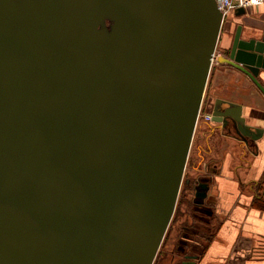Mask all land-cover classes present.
Returning <instances> with one entry per match:
<instances>
[{
  "label": "water",
  "instance_id": "95a60500",
  "mask_svg": "<svg viewBox=\"0 0 264 264\" xmlns=\"http://www.w3.org/2000/svg\"><path fill=\"white\" fill-rule=\"evenodd\" d=\"M222 24L215 0H0V264H153L212 61L264 95V32L216 53Z\"/></svg>",
  "mask_w": 264,
  "mask_h": 264
},
{
  "label": "flooded vegetation",
  "instance_id": "af4514ba",
  "mask_svg": "<svg viewBox=\"0 0 264 264\" xmlns=\"http://www.w3.org/2000/svg\"><path fill=\"white\" fill-rule=\"evenodd\" d=\"M232 17L233 19L229 22V31H227L230 35L229 40L232 39L236 30L234 11ZM225 22L226 20L223 21ZM221 29H223V24ZM227 44L228 39H225L223 44L221 42L223 54L227 51L225 49ZM222 66L236 73L235 67L228 64ZM218 72L222 73L221 70ZM206 88L207 86L185 166V169L189 167L191 175L186 176L184 169L182 186L178 193V198L181 194L182 199L190 206V210L187 209L188 212L181 210L185 218L180 217L182 223L175 230V233L179 232L176 233L177 243L174 241L166 244L167 247L164 244L166 248L160 251L162 259L164 258L167 264H200L204 247L214 232L211 228L216 224L217 228L220 223L217 215L219 206L217 177H225L223 171L226 170L231 173L233 179H236V165L240 162L236 155V140H241L240 134L236 132V119L222 115L218 111L226 104H221L218 108L216 106L219 99L236 102V79L231 73L228 82L215 83L208 90ZM212 111L217 112L218 120L212 119ZM204 113L208 114V118L205 119L202 116ZM247 155L246 153L245 156ZM256 186L259 188L256 189V195L264 194L263 179ZM214 218H216V223L213 221ZM188 219L190 221L187 222ZM165 235L162 241H165Z\"/></svg>",
  "mask_w": 264,
  "mask_h": 264
},
{
  "label": "crops",
  "instance_id": "0c3cea01",
  "mask_svg": "<svg viewBox=\"0 0 264 264\" xmlns=\"http://www.w3.org/2000/svg\"><path fill=\"white\" fill-rule=\"evenodd\" d=\"M228 15L229 22L233 17L232 13ZM234 20L236 25H242V37L260 38L264 32V2L246 7L245 12ZM218 78L217 83L228 82L223 75ZM259 80L264 85V71L260 72ZM236 102L242 105L243 115L249 118L250 124L264 128V95L238 70ZM255 143L256 153L245 156L243 141L237 139L236 155L240 162L236 165V179L226 170L223 171L225 177H217L220 223L204 247L200 264H264V252L256 251L264 250V207L254 201V197H264L263 193L256 195L255 190V185L262 182L264 172V131Z\"/></svg>",
  "mask_w": 264,
  "mask_h": 264
},
{
  "label": "rangeland",
  "instance_id": "374dc122",
  "mask_svg": "<svg viewBox=\"0 0 264 264\" xmlns=\"http://www.w3.org/2000/svg\"><path fill=\"white\" fill-rule=\"evenodd\" d=\"M228 16L227 15L226 17H224L223 21L226 20L225 23H223V29H221L222 31V34H221V31H220V34H219V37H218V42H217V46H216V52L217 53H222L221 48V42L222 44L225 42V39H228V42H229V32H227L228 30H224L225 28L227 29L228 26H230V21L229 22L227 21L228 19ZM225 32L227 33V35H225ZM222 63H217L216 61H212V65H211V68H210V72H209V76H208V79H207V83H206V86H207V90L212 86L214 85L215 83H217L216 80L220 79L218 78L219 76L221 77L222 75L225 77V78H229L231 76V73L233 74L234 78L236 79V73L235 72H232L231 69L229 68H224V66L221 65ZM223 65H226V64H223ZM222 71V73H218V71ZM227 72V73H226ZM225 73V74H224ZM235 73V74H234ZM225 93V92H224ZM203 116V115H202ZM185 175L188 176V175H191V172L189 171V167L187 166V168L185 169ZM229 176H231V173L229 174ZM182 186V185H181ZM256 189V188H255ZM182 191V189H181ZM259 194V193H258ZM182 195L180 194L179 196V201H177L176 203V206H175V210H174V217L172 215V218L170 220V223L168 225V228L166 230V235H165V241H162L161 245H160V248L158 250V253L154 259V262L153 264H167L168 262L165 261V260H161V254H160V251L161 250H164L167 245L166 244H170L172 242L175 241V243H177V236H176V233H179V232H176L175 233V230H177V226L179 227V224H181V219L180 217L182 216V218H185L184 215H183V212L186 211L188 212V210H190V206H188V204L186 203V201H184V199H182ZM178 199V198H177ZM188 209V210H187ZM181 210H183L182 214H181ZM187 214V213H186ZM180 219V220H179ZM215 219L214 218V222H215ZM190 221V219L187 220V222ZM187 222H185L187 224ZM216 223V222H215ZM171 224V226H170ZM217 225V224H216ZM216 225H213L211 230L214 231L215 228H216ZM180 231V230H178ZM209 234V233H208ZM213 234V233H212ZM164 244L166 245V247L164 246Z\"/></svg>",
  "mask_w": 264,
  "mask_h": 264
},
{
  "label": "built area",
  "instance_id": "2783aa9c",
  "mask_svg": "<svg viewBox=\"0 0 264 264\" xmlns=\"http://www.w3.org/2000/svg\"><path fill=\"white\" fill-rule=\"evenodd\" d=\"M216 6L218 10L221 12L222 17H226L229 13H233V11L238 7L246 8L251 5H257L263 3L264 0H215ZM217 53V52H216ZM207 113L203 114V117L208 118Z\"/></svg>",
  "mask_w": 264,
  "mask_h": 264
},
{
  "label": "trees",
  "instance_id": "16d2710c",
  "mask_svg": "<svg viewBox=\"0 0 264 264\" xmlns=\"http://www.w3.org/2000/svg\"><path fill=\"white\" fill-rule=\"evenodd\" d=\"M262 179H263V181H264V172H263V175H262ZM255 188L256 189H259L256 185H255ZM255 189V190H256ZM254 198H256L254 201L256 202V203H260L263 207H264V197H254ZM178 200H179V198H178ZM258 253H260V252H264V250L263 249H258V250H256Z\"/></svg>",
  "mask_w": 264,
  "mask_h": 264
}]
</instances>
